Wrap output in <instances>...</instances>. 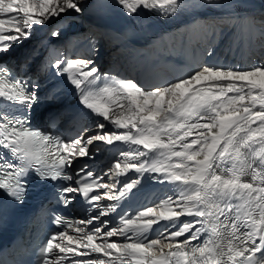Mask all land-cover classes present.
Listing matches in <instances>:
<instances>
[{"label": "snow or ice", "instance_id": "obj_1", "mask_svg": "<svg viewBox=\"0 0 264 264\" xmlns=\"http://www.w3.org/2000/svg\"><path fill=\"white\" fill-rule=\"evenodd\" d=\"M117 3L129 15L141 8L166 15L179 7L178 0ZM83 11L80 0H0V200L22 203L32 180L63 181L58 203L69 208L82 196L89 204L85 218L53 214L58 231L42 242L39 264H264V65L205 64L145 87L102 77L91 58L58 50L54 62L35 70L36 50L22 64H9V54L38 26ZM61 34L59 27L51 31L54 40ZM42 70L66 76L79 94L80 107L65 114L70 122L87 116L91 124H81L74 136L31 125ZM117 142L129 150L101 175L87 162L77 167ZM145 179L173 190L134 215L124 211L119 202ZM103 199L113 203L104 206Z\"/></svg>", "mask_w": 264, "mask_h": 264}, {"label": "bare ground", "instance_id": "obj_2", "mask_svg": "<svg viewBox=\"0 0 264 264\" xmlns=\"http://www.w3.org/2000/svg\"><path fill=\"white\" fill-rule=\"evenodd\" d=\"M105 1L106 0H80L81 4L84 5V10H88V13L96 12L98 10L99 4H102ZM112 1L115 2L118 6L117 21L115 23L114 30L119 35L124 34V23L130 18H140L144 15H146L147 17H152L154 19L159 18L157 14L160 9L149 11L141 8L137 13L129 15L124 12L122 6L117 3V0ZM201 1L203 0H178L179 7L176 9V11H168L166 15L164 14L163 9L160 10L162 11L160 22L157 24V32L153 34V37H176L174 39L175 41H173L172 46L159 50L160 54H167L168 58H170V61H166L167 57L165 59H161V70L166 68L167 71L170 72L162 74V76H160L159 78L152 79L151 83H147L144 85L145 87H150L153 85H163L168 82H173L178 78L186 76L193 70L198 69V63H203L202 65L210 64L224 66L223 62H225L224 60H227V64H225L224 67H233L238 68L240 70H247L257 65H264V60L261 57V55L264 53V30L262 29V31H259L257 29V25H255V22L253 20L254 15L264 10V1L209 0L211 3L204 2L200 4ZM211 4L221 5L220 8H223V10H221L220 8L215 9L213 7H210ZM80 16V14L77 15L73 13L71 16L64 17L63 20L59 21L57 24L48 25L44 27L38 26L37 31L34 33L31 40L26 43V45L31 46V53L34 50H40L41 52H49L54 46H57L70 58H91L95 62V66L100 69L101 73L104 72L103 66L100 65L101 56L94 41V34L89 28L80 25ZM237 16H241L240 19L242 23L244 21H248L250 23L251 28L250 33L248 35L250 36V39L249 41L242 43L240 49L237 52V55H230L233 57L232 59H230L229 56H227V53L224 52L225 48H229L230 46H227V43L225 41H223L221 46L223 52L219 53V51H217V53H215L216 50L211 51L212 55L208 54L205 59V62H193L190 60L189 55L184 56V53L194 55L195 50H197L199 47H201L202 51L206 48L208 49L210 47H214V43L217 41L218 37H212L211 32L203 28L204 22H207L208 20H213L216 24H233L234 22H236ZM242 18L245 20H243ZM261 21H263L264 23V20ZM56 27H59L62 30V34L59 39L54 40L51 37V31ZM182 31L189 32V39H179L180 32ZM253 32L254 34L252 35ZM48 42L50 43V45L48 49H45V46ZM185 57L188 59L189 62L192 63H183L185 61ZM199 59L200 58H198L197 61ZM181 70H183L182 73H180ZM119 78L129 79L127 76L121 74H119ZM68 87L69 84L64 83L60 87L59 91L55 93V97L60 94H66ZM61 97H58L57 100H60ZM70 110L74 109L71 108ZM65 113L63 117L64 120L59 127H63L64 123L79 126L81 124H91V120H89L87 116L81 117L79 120H73L70 122L68 116ZM64 128L65 126L63 127V129ZM94 131L95 129H93V132ZM122 144L123 143L117 142L114 146H106V148L108 152L115 151L118 148L119 150H121L122 148L120 147ZM124 149L129 150V148ZM113 156V160H115L116 155L114 154ZM102 157L103 155L97 156L95 161L93 162H98L100 159H102ZM111 159L112 157L109 158V160ZM128 176L132 179L136 178V174L134 172H130ZM151 182L152 181L145 179L138 186V188L143 184ZM164 190L166 191V193L169 194L173 190V185L165 187ZM75 235L77 234L73 232V236Z\"/></svg>", "mask_w": 264, "mask_h": 264}, {"label": "rangeland", "instance_id": "obj_3", "mask_svg": "<svg viewBox=\"0 0 264 264\" xmlns=\"http://www.w3.org/2000/svg\"><path fill=\"white\" fill-rule=\"evenodd\" d=\"M204 2H210V1L203 0V1L200 2V4H202ZM210 7H213L215 9H219L221 7V5L211 4ZM220 9L223 10V8H220ZM261 14H263V13L256 14V15H254V17L252 16L253 17V20L255 22V25H257V27H258L257 29L259 31H262V29L264 30V23H263V21H261V20H264V18L262 17ZM243 20H245V19H243ZM251 22H252V19H251ZM234 24H235V22L233 24L232 23L229 24L228 27H226L224 30H227V31H229V33L230 32L232 33L231 39L228 40L227 46L230 45L229 46V49L232 48V54H234V56H235V55H237V52L240 49L242 43L243 42H246V38L245 37H247L249 35L251 26L249 25V23H246V22L245 23L244 22L242 23L241 19L239 18L238 19V23L236 24V32H235ZM218 26H221V24L218 23ZM261 26H262V28H261ZM203 28L204 29H207L208 31H210L211 34H212V37H214V38H215V36L218 37V38H221L222 35H225V32H223L222 35L218 34L217 24L213 20H208L207 22H204L203 23ZM253 34H254V32L252 33V35ZM260 34H261V32H260ZM184 35H185V33H184ZM226 37H228V34H226V36H223V40H221V43L224 41V39ZM181 39L184 40V38H181ZM231 45H232V47H231ZM228 56H229L230 59L233 58L229 54H228ZM223 59H226V58H223ZM263 60H264V57H263ZM224 61L225 62H223V64L225 66V64H227V60H224ZM202 64L203 63H198V66L199 67L204 66Z\"/></svg>", "mask_w": 264, "mask_h": 264}]
</instances>
